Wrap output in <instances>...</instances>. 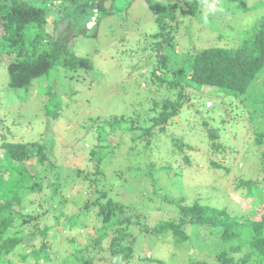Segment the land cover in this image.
Returning a JSON list of instances; mask_svg holds the SVG:
<instances>
[{
	"label": "rangeland",
	"instance_id": "rangeland-1",
	"mask_svg": "<svg viewBox=\"0 0 264 264\" xmlns=\"http://www.w3.org/2000/svg\"><path fill=\"white\" fill-rule=\"evenodd\" d=\"M8 1L0 0V5H5ZM103 1L102 8L105 12L93 24L94 28H81L79 26L82 23H78L71 30L70 43L66 44V48L76 57L90 61L92 70L85 76L57 66L49 75L38 79L42 85L39 88L34 85L33 90L14 91L7 86L6 65L0 64V143L5 140L27 144L37 142L42 137L49 139L52 147V156L44 164L36 163L33 158L23 165L33 178L32 182L41 183L42 187L37 194L26 197L25 213L37 215L39 227L47 225L50 228L48 227L46 236L42 239L39 235H29L26 231L28 227H24L21 245L25 248L22 251L27 252L47 240L50 245L48 260H40L39 264L112 263L111 253L106 245L113 236L112 231L103 242L102 253L92 251L91 254H85L82 249L85 240L95 235L90 223V212L81 213L88 222L85 228L74 226L62 229L55 221L63 223L65 215L61 217L60 212L54 215L41 213L38 204L55 193L53 203H63L66 215H70L78 210V204H73L72 200H89L87 185L84 184L75 191L71 167L76 168V163L82 164L88 159V151L97 145L98 133L103 138V134H109L103 144L110 145L108 150L114 147L100 165L106 170V184L111 185L109 197L124 205L115 228L120 231L118 234H128L126 238L133 246L132 257L123 264H188L197 260L214 262L223 248L230 250L233 246H241L249 251V242L253 236L245 228H240V237L227 245L219 228L203 231L200 228H187L184 231L189 237L180 243L171 233L161 236L162 238L145 234L143 224L152 228L158 217L162 218L159 221L173 218L176 209L161 200V196L165 194L228 210L234 207L231 195H244V188L235 189L237 177L249 180L261 171L249 157L254 152L251 142L253 125L260 121V118L254 117L264 109H261L264 69L242 96L243 103L224 101L212 93L186 91L184 99L190 100L174 117L175 120L158 125L149 136L151 148H142L145 138L138 127H149L151 118L155 115V112H149L152 108L150 101L160 102L167 97L174 99L176 93V90H166L163 95L155 88L154 82L149 84L148 89L143 88L142 83L139 88L138 81L132 80L130 76V61L156 54L153 48L156 40H153L151 34L158 33L159 27L147 2L176 5L192 0ZM243 2L246 4L245 8ZM175 11L179 13V6ZM180 17L178 14L175 22H171L177 28L170 35V42H166L172 43V48L167 47L165 50L170 57L168 69H176L180 62L185 64L190 50L198 52L210 47L230 48L224 43H218L219 36L227 38L233 34L236 44L243 38L247 39L253 30V24L264 18V0H204L196 16ZM139 73L145 74V69ZM136 76L135 73L133 78ZM113 117L124 120L117 124L119 127L115 125L114 129H108L104 121H110ZM132 122L136 128L129 130L128 124ZM209 130L218 139L213 142L224 145L226 153L222 152V148L217 152L212 150L211 138L214 134H209ZM46 131L49 134L45 136ZM174 139L183 143L181 151ZM131 147L133 150H129ZM182 156L188 159L189 165L183 163ZM149 158L156 159L155 163L159 162L157 167L164 165L169 170V178L165 172L162 177L153 173L155 184L152 185V180L145 171ZM214 162L218 163L216 167L212 165ZM66 177L68 178L64 181ZM11 178L14 179V175ZM78 180H82V177ZM54 181L59 184L57 190ZM88 185L92 187V183ZM260 188L263 195L264 184ZM66 199L71 202H66ZM94 208L97 209L95 206ZM246 211L238 212L237 209L239 215L246 214ZM94 212L95 210L91 213ZM14 231L15 228H10V235ZM125 244L128 245L129 242L124 240L123 245ZM72 256H89L85 259L91 261H75ZM234 256L239 257L240 254L236 253ZM144 258L157 259L158 262L142 260ZM13 262L21 264L17 257H13ZM25 264L32 263L27 261Z\"/></svg>",
	"mask_w": 264,
	"mask_h": 264
},
{
	"label": "trees",
	"instance_id": "trees-1",
	"mask_svg": "<svg viewBox=\"0 0 264 264\" xmlns=\"http://www.w3.org/2000/svg\"><path fill=\"white\" fill-rule=\"evenodd\" d=\"M202 2L204 0H192L183 5L147 2L159 27L158 33L151 34L153 40H156L153 47L156 54L155 56L151 54L148 57L142 56L137 61H130L129 66L132 67L130 76L132 80L138 81L139 88L142 83L143 88L148 89L149 84L154 82L155 88L163 95L166 90L168 92L176 90V93L174 99L167 97L162 98L160 102L150 101L152 108L149 112H155V115L151 118L149 127H138L139 130H142V136L145 138L144 144L141 143L142 148H151L149 136L158 125H165L170 120H175L174 117L190 100L184 99L186 91L212 93L221 100L239 104V102L243 103L242 96L246 94L249 86L256 81L258 74L263 72L264 18L253 24L250 35L247 39H241L239 44H236L233 34L227 38L219 36L218 43H224L223 45L231 47H210L198 52L190 50L186 56L185 64L180 62L176 69H168L167 63L170 62V57L165 50L167 47L172 48V43L166 44V42H170V35L177 28V26L174 27V24L171 25V22H175L178 14L181 16L180 18H183V15L196 16ZM103 5V0H9L5 5H0V64L6 65L8 88L14 91L33 90L32 86L34 85L39 88L42 85L39 84L38 79L49 75L51 70L57 66L76 71L81 76L90 72L92 70L90 61L86 58L76 57L69 48H66V44L70 43L71 30L76 28L78 23H82L79 26L81 28H94L93 24L97 23L100 14L105 12L102 8ZM177 6H179V13L175 11ZM243 6L246 7L244 2ZM142 69H145V74L139 73ZM135 73L137 76L133 78ZM144 79L148 81L145 80L143 83ZM35 81L36 84H34ZM263 89L261 88V90ZM262 93L263 107L261 109L264 108V91ZM254 118H260V121L253 125L251 142L254 152L249 158L256 162L255 167L259 166L261 171L257 172L253 179L237 177L235 189L244 188L245 193L240 196L231 195V199L234 201L231 203L234 205L232 209L214 208L207 204H201L197 200L186 201L183 197H172L165 194L161 196V200L176 209L173 218L159 221L162 218L158 217L152 228L143 224L145 234L158 235L162 238L161 236L171 233L180 243L189 237L184 231L187 228H200L202 231L208 228L214 230L219 228L222 230L221 237L223 241L227 242V245L240 237V228H245L252 233L253 239L249 242L251 248L249 251H245L241 246H233V249L230 250L223 248L218 253L217 261L197 260L188 264H264V194L262 195L260 190L264 184V109L260 110V113L257 112ZM123 120L124 118L113 117L110 121L105 120L104 123L107 124L108 129L110 127L114 129L115 125ZM117 126L119 127V125ZM128 126L129 130L136 128L133 122ZM48 134L46 131L45 136ZM209 134L212 135L214 132L209 130ZM103 135L104 138L102 134H97V145L88 151V159L82 164L76 163L74 165L76 168L71 167L73 170L71 175L75 178L73 179L75 191H78L84 184L87 185L89 200L86 199L84 202L72 200L73 204H78V210L66 215L67 211L63 209V203L59 205L53 203L52 197H56L54 193L38 203L41 208L39 211L53 215L60 212L61 217L65 215L63 223L55 221L57 225H61L62 229L74 226L85 228L88 222L81 216V213L90 212V223L95 235L85 240V245L82 248L85 250V254H91L92 251H96L97 254L102 253L103 242L112 231L113 236L106 244L111 253V264H123L132 257L133 246L126 238L128 234H118L120 231L115 228L124 205L114 202L109 197L111 185L108 186L105 182L106 170L101 168L100 162L114 147L108 150L110 145L104 146L103 140L109 134ZM216 138L215 134L211 138L212 150L217 152L222 148V152L226 153L227 149L224 145L222 146L217 141L213 142L218 140ZM175 142L181 151L184 148L183 143L177 142V140ZM50 143L49 139H42V137L34 143H11L5 142V140L0 143V264H14L13 257L20 259L21 264H25L27 261L39 264L40 260H48L50 245L47 240L42 241L37 247L33 246L27 252L22 251L25 246H22L21 243L23 241L22 232L25 231L24 227L26 226L28 227L26 231L33 237L39 235L44 239L48 231L49 226L44 225L42 228L38 226L37 215L25 213L26 197L37 194L42 190V187L41 183L32 182L33 178L30 177L23 165L33 158L39 164L50 160V156H52ZM129 150H133V148L131 147ZM182 160L184 164L189 165L186 157L182 156ZM154 161L156 159L149 158L145 165V171L152 180V185L155 184L153 173L157 176L160 174L162 177L165 172L168 178L170 176L169 170L163 167L164 165L157 167L159 162L155 163ZM212 165L216 167L218 163L214 162ZM13 175L14 179L11 178ZM79 177H82V180H78ZM89 183H92L91 188ZM54 186L56 190L59 189V184L55 181ZM69 201L66 199V202ZM36 205L33 204V206ZM237 209L238 212L245 210L248 212L239 215ZM94 210L95 212L92 214L91 212ZM10 228L16 230L12 235L9 233ZM113 228H115L114 231ZM124 240L129 244L123 245ZM80 252L83 253V250ZM236 253L240 256H234ZM72 257L75 261L83 260V263L91 261V259H85L89 256L85 258L84 256ZM142 260L158 262L157 259L150 258Z\"/></svg>",
	"mask_w": 264,
	"mask_h": 264
},
{
	"label": "clouds",
	"instance_id": "clouds-1",
	"mask_svg": "<svg viewBox=\"0 0 264 264\" xmlns=\"http://www.w3.org/2000/svg\"><path fill=\"white\" fill-rule=\"evenodd\" d=\"M182 5H183V4H182ZM206 104H207V103H206ZM209 106H210V104H209L208 106L206 105V107H209Z\"/></svg>",
	"mask_w": 264,
	"mask_h": 264
}]
</instances>
